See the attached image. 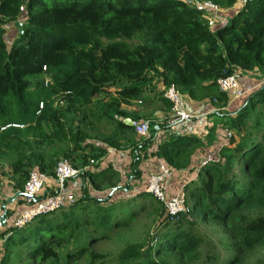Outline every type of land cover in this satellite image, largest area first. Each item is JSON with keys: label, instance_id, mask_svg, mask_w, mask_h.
<instances>
[{"label": "trees", "instance_id": "1", "mask_svg": "<svg viewBox=\"0 0 264 264\" xmlns=\"http://www.w3.org/2000/svg\"><path fill=\"white\" fill-rule=\"evenodd\" d=\"M199 1L220 9L212 26L214 13L191 0H0V213L16 191L24 206L31 170L52 176L63 158L80 170L68 208L21 229L10 226L19 212L5 208L0 264H245L264 248V0ZM8 27L18 36L11 43L4 37ZM232 73H252L260 84L229 112L217 80ZM154 77L164 86L157 98L167 109L163 92L170 85L186 100L216 106L206 115L220 119L205 127L208 143L188 134L191 123L158 140L166 119L150 123L147 139L124 123L142 121L128 107L147 101ZM100 122L110 125L106 135L98 132ZM213 129L230 136L225 133L217 160L203 164L197 150L211 144ZM107 149L126 152L124 179L108 162L93 164ZM148 158L162 160L173 175L190 173L197 160L198 178L184 186L186 213L170 218L139 188ZM143 219L151 227L144 223L147 229L134 234ZM196 220L225 234V259L217 253L201 259ZM113 236L122 241L114 259L95 248Z\"/></svg>", "mask_w": 264, "mask_h": 264}, {"label": "built area", "instance_id": "2", "mask_svg": "<svg viewBox=\"0 0 264 264\" xmlns=\"http://www.w3.org/2000/svg\"><path fill=\"white\" fill-rule=\"evenodd\" d=\"M252 0H239L238 4L250 2ZM195 6L206 8L214 13L209 21V26L215 22L216 14L220 11L217 5L210 1L191 0ZM20 10H23L21 7ZM45 69V68H44ZM240 74L232 73L217 80L219 90L225 93L229 101L239 99L246 94V91L240 86ZM163 97L171 104L169 117L166 118L167 125L171 131L176 133L185 128L194 118L187 110V100L181 92L174 86L170 85L164 89ZM140 103V102H138ZM43 108L42 102L38 105V112ZM12 126H17L11 124ZM133 128L137 135L143 138L150 137V123L143 120L139 122L133 121ZM230 136V132H227ZM217 152L208 154L204 163L211 162L216 159ZM92 163V161H91ZM80 170L74 168L70 162L63 158L60 159L55 167L52 176L39 170H31L23 185L22 197L25 208L21 210L10 220V226L15 229L25 227L33 219L47 215L57 210L68 208L75 200L74 194L65 190V184L69 180L75 178ZM173 172L164 162L159 161L157 170L150 173L146 179L144 191L151 194L156 200L161 202L170 218H176L181 213L187 212L186 193L184 186L176 194L170 195V180ZM52 180L54 188L51 192L39 195L45 191L46 184Z\"/></svg>", "mask_w": 264, "mask_h": 264}, {"label": "crops", "instance_id": "3", "mask_svg": "<svg viewBox=\"0 0 264 264\" xmlns=\"http://www.w3.org/2000/svg\"><path fill=\"white\" fill-rule=\"evenodd\" d=\"M14 33L16 34V29L13 28ZM240 82V86L242 87L243 90L247 92L249 91H253L255 90L258 85L260 84L258 81H256L255 79H253V74L252 73H243L240 76L239 79ZM164 88L163 84L159 83V79L154 77L152 79V81H150V83L148 84V90L145 93V96L148 98L146 102H140L137 104H140L139 106H137V104H134L131 107H128L129 110H136L139 112V115L143 118V120L149 121V123H153V124H163L164 120L169 116L170 114V109H167L162 102L157 98L158 97V93L160 90H162ZM153 89V90H152ZM240 99V98H239ZM238 100V99H236ZM236 100H232L229 101L227 107L224 110H228L229 112L234 111L233 109L237 106V104H239V102H233ZM190 100H187V110L190 114H192L194 116L193 120L189 123V127L188 130H190V128L196 127V126H200V125H204V127L207 126L209 120H207L206 115H208L210 112L214 111L216 106L209 103L207 100L206 101H201L202 103L199 102H191L190 105L189 104ZM235 103V104H234ZM236 109V108H235ZM130 119V118H128ZM131 120V119H130ZM132 121V120H131ZM156 128H158V125H156ZM212 136H211V144L210 145H205L202 148H199V150H197L199 153V157L200 160L202 161V163L204 162V160L206 159V157L208 156L209 153L211 152H217L218 148L226 143V137H225V133L227 132L226 130H222V129H213L212 130ZM168 133L167 129H160L158 131V133H156V140H158L159 137L165 136ZM207 133V130H206ZM218 133L222 134V137L218 136ZM210 148V149H209ZM196 151V152H197ZM162 160L160 159H155V158H148V159H143L142 165H144L142 167V169L145 168L148 171V175L150 173H153L157 170V166H158V162ZM110 163L122 176V179H124V174L128 173V164H129V160L128 158H126V152H120L117 151L115 149H107V155L105 157L100 158L99 160L95 161L93 164L96 163ZM198 164L197 160L194 161V163H192V166L190 169V173H194L193 168L196 167ZM91 167V166H90ZM181 172H188V170H184ZM175 174L172 175V178L170 180V186L172 187V184L174 186L175 182L176 184H180V180H177L175 178ZM136 183V182H134ZM133 183V184H134ZM79 179L77 178H73L71 180H69L68 182H66L65 184V190H71L74 191L73 193H76V191L78 190V186H79ZM54 188V183L52 180H50L46 186H45V191L46 193L51 192V190ZM69 192V191H68ZM11 196V195H9ZM6 208H10V209H14L15 214H17L18 212H20L21 209L25 208V205L23 206V204H18L17 203V198L13 201V203L8 204L6 206ZM15 215L13 214L12 218ZM11 220V219H10Z\"/></svg>", "mask_w": 264, "mask_h": 264}, {"label": "rangeland", "instance_id": "4", "mask_svg": "<svg viewBox=\"0 0 264 264\" xmlns=\"http://www.w3.org/2000/svg\"><path fill=\"white\" fill-rule=\"evenodd\" d=\"M240 6V5H239ZM6 41L8 43H11V41L13 39H16L18 36H15V33L13 31L12 27H8L6 28V33L4 35ZM129 43L131 44H136L137 43V39H131L128 40ZM10 46V44H9ZM110 91H113L114 89L111 88L109 89ZM206 101V100H201ZM201 101H193L190 100L189 104H191V102H199L202 103ZM140 104H137V106H139ZM169 117V116H168ZM167 117V118H168ZM16 119H23V116L20 115L19 113L16 114L15 116ZM224 118V117H223ZM222 118V119H223ZM207 120L212 121L213 122V126H216L215 123L219 122L220 119H218L217 117L213 116V117H207ZM215 122V123H214ZM98 132H100L103 135H106L107 133H109L110 131V125L105 124L104 122H100L98 123ZM168 133H171V128L168 127L167 128ZM188 134L191 135H197L200 138L203 137V141L204 143H208L209 142V137L207 136L206 133V128L204 127V125H200V126H196L191 128L189 131H187ZM168 133L166 135H168ZM206 134V135H205ZM227 134V132H226ZM219 137H222L223 135L218 133ZM207 145V144H205ZM213 152L209 153L212 154ZM147 169L145 168V179L142 180L139 188H143L145 187L146 184V179L148 177V173H147ZM175 178L177 180H180V184H172V187L170 186L169 189V194L173 195L176 194L178 192V190L180 189V186H185L187 184H189L190 180H196L198 178L197 173H189L188 172H179V174H176ZM112 190V189H111ZM69 192L73 193L74 191L68 190ZM94 193V192H93ZM74 194V193H73ZM98 196H103L104 192H99L96 193ZM22 204V203H21ZM66 209V208H65ZM130 211V210H129ZM146 223L147 225H150L151 227V222L148 220H140L137 224H135L132 229L134 230L133 233H141V231L143 232L145 229H147V225L144 226L143 224ZM144 226V227H143ZM195 233L198 234L202 241L200 243V254H201V259H206V255H212V254H219L220 258H224L227 257L228 253L225 251L224 245H222V241L225 238V234L223 232H221V230L219 229V227L214 226L210 223H205V222H201V221H197L196 220V226H195ZM143 234V233H142ZM116 237V236H115ZM122 247V241L117 240L116 238H114V236L112 237V240L110 241H102L101 243H98L97 246H95L97 251L100 252H106L107 254H110L112 256V258L114 259L116 254H118V252L120 251ZM264 258V248L262 249H258V251H256L255 253H252V256L250 257V259L245 263V264H253L254 262H256L257 259H261ZM219 264H221L219 262Z\"/></svg>", "mask_w": 264, "mask_h": 264}, {"label": "water", "instance_id": "5", "mask_svg": "<svg viewBox=\"0 0 264 264\" xmlns=\"http://www.w3.org/2000/svg\"><path fill=\"white\" fill-rule=\"evenodd\" d=\"M14 27L20 32L22 33L23 32V28H22V23L20 21H16L14 22ZM261 88L263 89L264 88V82H262L261 84ZM124 123L129 125V126H133V121H131L130 119H125L124 120ZM118 188H121V185H118L117 186ZM116 187L115 188H112V190L109 192V194H112L114 191H115ZM46 193V191H44V194ZM21 193L19 191H16L13 195L11 196H7L4 201L2 202L1 204V207H2V212L0 213V227L1 226H5L7 224V217H6V206L8 204H11L13 203V201L20 195Z\"/></svg>", "mask_w": 264, "mask_h": 264}]
</instances>
